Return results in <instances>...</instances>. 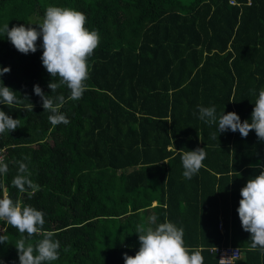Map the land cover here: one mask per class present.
I'll use <instances>...</instances> for the list:
<instances>
[{
  "label": "trees",
  "instance_id": "obj_1",
  "mask_svg": "<svg viewBox=\"0 0 264 264\" xmlns=\"http://www.w3.org/2000/svg\"><path fill=\"white\" fill-rule=\"evenodd\" d=\"M233 1L0 0V24L9 28H38L56 5L84 13L85 27L100 36L86 90L71 100L42 65V48L23 54L0 33V66L10 67L2 79L19 99L0 105L18 119L0 134V159L8 163L0 196L45 219L31 238L0 220V264H19L15 242L23 236L35 246L46 232L60 242L51 264H124V253L139 250L136 226H149L152 214L157 224L182 227L185 246L203 264H221L217 250L229 246L241 250L234 264H264L237 213L240 189L264 166V140L255 130L219 134L198 119L202 105L250 120L264 88V0ZM36 84L65 96L68 124L49 122ZM198 147L203 166L185 179L181 154ZM18 162L36 186L31 197L11 183Z\"/></svg>",
  "mask_w": 264,
  "mask_h": 264
},
{
  "label": "clouds",
  "instance_id": "obj_2",
  "mask_svg": "<svg viewBox=\"0 0 264 264\" xmlns=\"http://www.w3.org/2000/svg\"><path fill=\"white\" fill-rule=\"evenodd\" d=\"M21 24L9 28V23L0 24V33L14 47L23 54L35 53L42 48L40 57L42 65L52 77H59L60 84L69 89L71 100H78L86 90L85 81L88 78V57L98 46L100 36L97 31L85 27L84 13L68 7L56 5L48 6L43 13V20L32 27ZM38 38L42 43L37 44ZM10 71V67L0 66V105L19 103V99L10 87L3 82V75ZM51 93H55L58 84L49 82L47 85ZM33 91L40 96L42 107L48 111L49 122L55 126L60 123L68 124L66 115L60 111L65 103V96H50L43 92L39 84L33 86ZM250 120H241L236 112L217 113L215 106L198 105V119L207 124L215 123L220 133L239 131L242 137H247L250 130H255L257 137L264 140V88L258 92ZM18 126V119L0 109V134L10 133ZM206 153L203 148H196L181 154L183 166L182 175L191 179L203 166ZM18 174L11 183L20 192L35 189L33 181L29 178L28 168L24 162H18ZM8 172V163L0 159V176ZM241 199L237 213L243 230L251 234V247H259L264 254V166L258 175L248 179L240 189ZM0 220L16 228L21 234L26 233L28 238L39 233L45 223L41 210L14 202L8 196H0ZM149 226L143 224L136 226V233L140 242L139 250L134 256L123 254L124 264H203V257L199 251H189L183 240L184 230L174 223L165 221L157 224V216L148 217ZM152 225H155L153 227ZM5 240L0 235V244ZM19 257V264H51L59 258L60 242L53 239L52 232H46L42 239L33 246L26 243L22 236L15 242ZM35 253V254H34Z\"/></svg>",
  "mask_w": 264,
  "mask_h": 264
},
{
  "label": "built area",
  "instance_id": "obj_3",
  "mask_svg": "<svg viewBox=\"0 0 264 264\" xmlns=\"http://www.w3.org/2000/svg\"><path fill=\"white\" fill-rule=\"evenodd\" d=\"M231 3L235 4L233 0H231ZM1 231L3 230L0 229ZM217 253L221 264H234L241 257V250L232 246L217 250Z\"/></svg>",
  "mask_w": 264,
  "mask_h": 264
},
{
  "label": "rangeland",
  "instance_id": "obj_4",
  "mask_svg": "<svg viewBox=\"0 0 264 264\" xmlns=\"http://www.w3.org/2000/svg\"><path fill=\"white\" fill-rule=\"evenodd\" d=\"M4 150H5V149H3V150L1 151V153L4 152Z\"/></svg>",
  "mask_w": 264,
  "mask_h": 264
}]
</instances>
